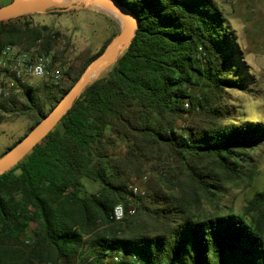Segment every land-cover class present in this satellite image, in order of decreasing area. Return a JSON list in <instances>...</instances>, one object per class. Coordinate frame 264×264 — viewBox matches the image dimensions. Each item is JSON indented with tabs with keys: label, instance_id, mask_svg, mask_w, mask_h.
<instances>
[{
	"label": "trees",
	"instance_id": "16d2710c",
	"mask_svg": "<svg viewBox=\"0 0 264 264\" xmlns=\"http://www.w3.org/2000/svg\"><path fill=\"white\" fill-rule=\"evenodd\" d=\"M117 1L140 19L129 47L0 175V264H60L85 252L81 264H264V187L241 212L200 209L264 143V120L239 114L232 95L257 80L225 13L216 0ZM28 16L0 21V47L51 52L60 31ZM20 87L25 101L11 95L0 108L34 113L29 131L71 88ZM167 159L180 165L156 172ZM84 178L98 190L87 193ZM118 204L123 221L114 218Z\"/></svg>",
	"mask_w": 264,
	"mask_h": 264
},
{
	"label": "rangeland",
	"instance_id": "374dc122",
	"mask_svg": "<svg viewBox=\"0 0 264 264\" xmlns=\"http://www.w3.org/2000/svg\"><path fill=\"white\" fill-rule=\"evenodd\" d=\"M11 0H0V6ZM225 13L229 24L236 33L237 41L242 49L244 59L249 65L251 73L257 82L251 86L252 92L233 91V98L239 107V114L254 120H264V0H216ZM69 4L66 3L48 12L31 13L24 21L32 25L51 27L60 31L58 38L54 37L53 49L56 61L64 72L63 79L52 83L45 78H26V84L31 85L40 95H59L60 90L73 86L75 79L93 55L104 45H108L125 26V19L119 14L111 13L104 8L92 5L87 8H71L60 10ZM10 45V44H8ZM20 51H33L45 53L41 44L29 46L28 44L12 45ZM112 62L99 68L90 81L103 76L110 70ZM88 66V65H87ZM10 75L5 76V82H10ZM11 95L22 102L25 101L19 89L11 87ZM10 95V96H11ZM7 96V97H10ZM6 96H0V103ZM50 104L46 106L49 110ZM50 112V111H49ZM0 157L9 147L15 145L35 121L34 113L22 114L19 112L7 113L0 108ZM248 162L244 161L240 175L228 177L221 182V188L211 187L215 194L203 196L200 209L203 211H219L223 213L230 209L241 212L254 194L264 187V143L248 152ZM180 165L178 159H167L164 165L156 172L165 175ZM152 176L153 171H149ZM84 189L87 193H94L100 184L88 178L83 179ZM87 252L75 258L73 262L61 260L60 264H81L87 257ZM43 264H53L47 262Z\"/></svg>",
	"mask_w": 264,
	"mask_h": 264
},
{
	"label": "water",
	"instance_id": "95a60500",
	"mask_svg": "<svg viewBox=\"0 0 264 264\" xmlns=\"http://www.w3.org/2000/svg\"><path fill=\"white\" fill-rule=\"evenodd\" d=\"M66 3L69 5L59 9L69 10L71 8H87L92 5L100 6L113 14L117 13L123 17L126 20L125 26L122 27L120 33L106 46L104 51L88 64L76 83L51 111L0 157V175L9 171L23 160L55 128L84 89L99 78L98 76L89 82V78L95 68L103 62L110 61L112 62L111 64L115 63L131 44L135 32L139 27V17L121 5L117 0H11L0 6V21L25 14L48 12Z\"/></svg>",
	"mask_w": 264,
	"mask_h": 264
},
{
	"label": "built area",
	"instance_id": "2783aa9c",
	"mask_svg": "<svg viewBox=\"0 0 264 264\" xmlns=\"http://www.w3.org/2000/svg\"><path fill=\"white\" fill-rule=\"evenodd\" d=\"M58 38L59 35H57ZM57 36H54L57 38ZM41 42V40L39 41ZM10 75V82H5V76ZM40 77L58 84L64 77L59 62L56 61L53 52L49 53H33V51H20L12 45L0 47V96H10L11 87L20 88V84L24 83L26 78ZM189 105L188 103L186 104ZM146 179V177H145ZM134 193L142 192L136 182L131 184ZM136 211L134 201L128 211L133 214ZM127 212L123 204H118L114 209V218L116 221H123ZM84 249L86 247L84 246ZM115 260H119V255H115Z\"/></svg>",
	"mask_w": 264,
	"mask_h": 264
},
{
	"label": "bare ground",
	"instance_id": "6f19581e",
	"mask_svg": "<svg viewBox=\"0 0 264 264\" xmlns=\"http://www.w3.org/2000/svg\"><path fill=\"white\" fill-rule=\"evenodd\" d=\"M98 5H99V4H98ZM125 23H126V20H125ZM108 62H110V61H108ZM108 62H103V63H101L100 65H98V66L95 68V70L93 71V73L91 74V76H92L94 73H96V71H97L99 68H101L102 66L106 65ZM91 76H90V78H91ZM90 78H89V82H90Z\"/></svg>",
	"mask_w": 264,
	"mask_h": 264
}]
</instances>
